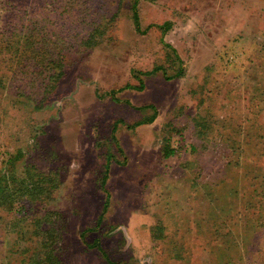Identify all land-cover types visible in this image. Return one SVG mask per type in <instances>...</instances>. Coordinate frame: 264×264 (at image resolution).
<instances>
[{
    "label": "rangeland",
    "instance_id": "obj_1",
    "mask_svg": "<svg viewBox=\"0 0 264 264\" xmlns=\"http://www.w3.org/2000/svg\"><path fill=\"white\" fill-rule=\"evenodd\" d=\"M137 11L0 0V264H264V0Z\"/></svg>",
    "mask_w": 264,
    "mask_h": 264
},
{
    "label": "trees",
    "instance_id": "obj_2",
    "mask_svg": "<svg viewBox=\"0 0 264 264\" xmlns=\"http://www.w3.org/2000/svg\"><path fill=\"white\" fill-rule=\"evenodd\" d=\"M137 3H138V0H131V11H132V18H133V22H134V25H135V28H136V30L138 29V28H140V19H139V16H138V11H137ZM158 26V28L159 29H161V33L162 34H164V32H165V29L164 28H169L168 26H169V23L168 22H165V23H163L162 25H157ZM160 41L163 43V46L165 47V48H168L170 51H171V54H173V56H174V59L172 60V56L170 57L169 56V60H168V65L169 66H177V64L179 65V68L177 69V71L173 74V75H171V76H167L166 75V73H165V68H166V66L164 67L163 65H157V66H154L153 68H151V71H148V72H146L145 74H152V73H156V72H158V71H161L163 74H165L166 75V79H170V78H178V77H181L182 76V68H181V65H180V60H179V58H178V55H177V52H176V50L170 45V44H168V43H166L165 41H164V39H163V37L161 36V38H160ZM139 89H141L142 87H138ZM154 119V115H152V116H147V117H145V118H143V119H140L139 121H138V124H141V123H149V122H151L152 120ZM173 152H174V150L173 149H167V151H165L164 150V152H163V155L165 156V157H169L170 155H172L173 154ZM110 160H111V155L110 154H108L107 156H106V165H105V174L103 175V177H102V185H105L106 184V179H107V170H108V166H109V162H110ZM34 183V182H33ZM32 183V184H33ZM40 183H41V190H42V187L43 186H46L45 188H44V190H42V191H44L45 192V194L47 193H50V190H51V188H54V187H52V185L51 186H49L48 185V178L47 177H43L42 178V180L40 181ZM48 185V186H47ZM54 185V184H53ZM49 195V194H48ZM49 197V196H48ZM107 206H108V201H107V199H106V201L103 203V207H102V210H101V212L99 213V216H98V218H97V223H99L102 219H103V216H104V213H105V211H106V209H107ZM93 245H97L100 249H102V247L98 244V242H97V240H95L94 242H93ZM48 246L50 247L51 245L50 244H48ZM52 251H53V249H50V250H48V253H52ZM50 255H48V256H46V257H49ZM105 258H106V261H107V263L108 264H113V262H112V260L111 259H107V257L105 256ZM39 261V260H38Z\"/></svg>",
    "mask_w": 264,
    "mask_h": 264
}]
</instances>
